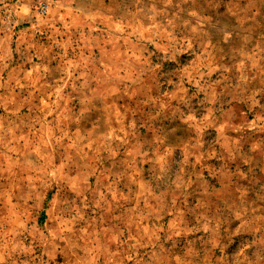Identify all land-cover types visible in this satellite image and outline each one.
<instances>
[{"label":"rangeland","instance_id":"rangeland-1","mask_svg":"<svg viewBox=\"0 0 264 264\" xmlns=\"http://www.w3.org/2000/svg\"><path fill=\"white\" fill-rule=\"evenodd\" d=\"M8 0L0 264H264V0Z\"/></svg>","mask_w":264,"mask_h":264},{"label":"built area","instance_id":"built-area-1","mask_svg":"<svg viewBox=\"0 0 264 264\" xmlns=\"http://www.w3.org/2000/svg\"><path fill=\"white\" fill-rule=\"evenodd\" d=\"M8 0H0V9L2 11V21L6 25V30H13L17 21L16 5L10 4ZM32 7L35 14L43 15L47 12L48 3L45 0H33Z\"/></svg>","mask_w":264,"mask_h":264}]
</instances>
